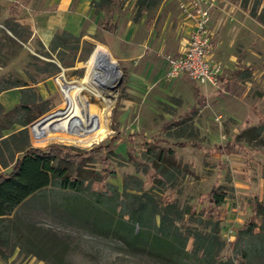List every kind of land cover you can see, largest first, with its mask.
I'll list each match as a JSON object with an SVG mask.
<instances>
[{
    "label": "rangeland",
    "instance_id": "rangeland-1",
    "mask_svg": "<svg viewBox=\"0 0 264 264\" xmlns=\"http://www.w3.org/2000/svg\"><path fill=\"white\" fill-rule=\"evenodd\" d=\"M187 1L91 0L96 28L83 32L79 40L69 39L64 48L52 53L37 38L21 44L5 27L7 22L25 17L27 8L41 16L44 0L0 6V85L26 81L34 87L26 100L36 99L22 118L28 122L24 126L7 114L11 111L8 107L21 100L20 87L0 93V176L12 171L24 150L56 146L73 157L54 164L83 180L89 191L112 185L123 193L127 180L134 183L140 179L143 190L151 191L156 201L165 198L176 203L179 213L169 218L187 236L195 231L205 236L215 233V223L201 213L208 206L204 197L218 188L228 197L218 210L220 239L225 246L217 252V258L238 262L231 243L243 225L258 217L253 208L256 202L264 211V0H217L210 10L217 56L224 62L230 57L237 60L228 71L229 78L216 88L199 86L186 76L170 79L162 60L164 53L177 49L193 23L184 6ZM42 18L38 17L37 23L41 24ZM24 45L42 57H54L74 83L87 80L86 65L96 62L105 51L118 63L123 79L113 89L118 96L108 117L110 132L101 142L83 146L46 141L47 129L79 117L67 110L57 113L67 107L56 81L61 69L57 74L41 71L46 65L36 62ZM95 98L92 95L91 99ZM45 109L48 111L43 113ZM185 113H189L185 123L166 127ZM130 134L147 139L130 140ZM117 136L111 150L104 147ZM155 136L161 140H151ZM5 139L8 141L3 142ZM54 191L47 190L48 203L29 200L17 213L0 220L1 226H11L9 242L0 249V264L55 263L42 261L16 246L12 230L19 218L62 239L65 252L56 264H159L134 255L122 240L90 234L56 212ZM263 216L257 218L259 226L264 224ZM156 220L160 222L158 216ZM191 244L192 239L188 250Z\"/></svg>",
    "mask_w": 264,
    "mask_h": 264
},
{
    "label": "trees",
    "instance_id": "trees-1",
    "mask_svg": "<svg viewBox=\"0 0 264 264\" xmlns=\"http://www.w3.org/2000/svg\"><path fill=\"white\" fill-rule=\"evenodd\" d=\"M261 19L264 21V6ZM5 27L11 37L21 44L26 43L31 37L30 28L14 20L7 22ZM71 38L79 40L67 32L58 33L51 50L64 48V43ZM33 59L46 65V69L41 71L57 74L60 70L56 64L41 61L35 56ZM27 86L29 84L26 81H17L10 86L0 85V93L7 89ZM30 91L32 88L23 89L21 103L14 111L7 113L24 126L28 122L22 118L27 113L30 103L36 102V99L26 100ZM46 111L48 109H45L43 113ZM188 114L168 123L166 127L185 123L189 118ZM135 137L147 139L143 135H129L130 140ZM118 138L119 136L104 147L111 150V146ZM151 140L160 141L161 139L155 136ZM7 141L5 139L3 142ZM174 146L187 145L175 143ZM219 148L222 149V147ZM72 157L70 152L56 146H50L46 150L35 147L24 150L15 162L12 171L0 176V220L5 216L13 215L21 205L29 200L37 199L48 203L47 190L52 188L56 190L53 201L56 212L66 216L69 221L78 223L90 234L111 236L122 240L134 255L151 258L159 264H264V224L259 226L257 221L264 211H261L262 205L258 202L253 205L258 217L243 225L235 241L231 243L233 254L239 258L238 262L232 258L221 260L217 258V252L225 246V242L220 239L221 216L218 210L228 197L225 191L214 187L204 197L208 206L201 215L215 223V233L205 236L195 231L187 236L169 218L170 214L179 213L176 203L165 198L156 201L151 191L143 190V183L140 179H135L134 183H129L127 180L123 193L112 185L102 191H89L84 186L83 180L72 177L66 169L54 164L56 160L70 161ZM3 165L8 164L4 161ZM156 216L160 218L159 223H157ZM10 227V225L1 226L0 224V249L9 242ZM12 231L17 240L16 246H21L29 255L36 256L42 261L52 260L56 264L65 252V243L59 236L36 224H26L22 218L16 221ZM190 239H192V248L188 250L187 245Z\"/></svg>",
    "mask_w": 264,
    "mask_h": 264
},
{
    "label": "bare ground",
    "instance_id": "bare-ground-1",
    "mask_svg": "<svg viewBox=\"0 0 264 264\" xmlns=\"http://www.w3.org/2000/svg\"><path fill=\"white\" fill-rule=\"evenodd\" d=\"M105 52L110 55L108 51ZM99 59L86 65L89 74L85 81L74 83L65 75L57 76L56 81L63 92L68 113L79 118L60 127L47 129L45 132L47 142L68 141L89 146L101 142L109 135L108 117L115 106L118 91H114L116 77L110 70L100 66ZM92 95L96 97L93 100Z\"/></svg>",
    "mask_w": 264,
    "mask_h": 264
},
{
    "label": "crops",
    "instance_id": "crops-1",
    "mask_svg": "<svg viewBox=\"0 0 264 264\" xmlns=\"http://www.w3.org/2000/svg\"><path fill=\"white\" fill-rule=\"evenodd\" d=\"M11 3L20 4V3H22V0H0V6H3L5 8L8 7ZM42 7H43L44 12L42 13L41 16L35 15L32 8H27L28 9L27 15L25 17H22L21 20L14 19V21L20 23L22 26H25L27 28L29 27L31 34H32L30 36H32V37H30L28 40L31 41L32 39L37 38L39 40V42L41 43V45L45 48V50L48 51V53L53 52L51 50V46H52V43H53L56 35L59 32L60 33L67 32L70 35H73L77 38H80V36L82 35L83 32H92L96 28V24H95V20H94L95 18L93 17L94 16V10H93V5L91 3V0H44ZM38 17H41V18L43 17L42 18L43 22L41 24L37 23V21H36ZM192 25H193V23L191 24L190 29L188 30L189 32L185 33L184 37H182V39L179 41L177 49L175 51H173L172 53H164V54L178 55L184 51V49L186 47V45H185L186 39L189 36V33L191 32ZM85 38H82V41ZM216 40H217V35L215 36V40H214V44H215V56H214V58L220 60L223 63L224 61L217 56ZM81 44H82V42H81ZM27 47H29V46H27ZM80 48H81V45L79 47L78 55L81 51ZM28 49L31 50L30 48H28ZM57 49H59V48H57ZM31 51L34 52V50H31ZM36 57H38V56H36ZM43 57L39 55L38 58L41 59ZM46 59L54 60V57L53 58H46ZM41 60L49 62L48 60H45V59H41ZM236 61H237L236 59H233L230 57L229 61H225L223 63L225 66V69L223 72L224 74L221 77V81L222 80L226 81L227 80L226 78L227 77L229 78L228 71L231 68H234V66H236V63H237ZM163 62L166 65L164 60H163ZM55 63H56V61H55ZM56 65L58 66L57 63H56ZM64 73H65V69H64ZM181 77H185V76H181ZM196 84H198V83H196ZM198 85L204 86L202 84L201 85L198 84ZM206 87H210V86H206ZM30 88H34V87L33 86L20 87L19 94H21L23 97V94H22L23 89H30ZM196 95L198 97V100H199V98H202L201 97L202 95H201V92L199 89L196 90ZM22 97H21V99H22ZM20 103H21V100L17 101L16 104L14 105V107L9 106L8 108H10L11 111H14L16 109V106L19 105ZM5 105H8V104H5ZM10 105H12V103H10ZM185 114H188V113H185ZM185 114H183V115H185ZM24 264H38V263L37 262L34 263L33 261H29V262H26Z\"/></svg>",
    "mask_w": 264,
    "mask_h": 264
},
{
    "label": "built area",
    "instance_id": "built-area-1",
    "mask_svg": "<svg viewBox=\"0 0 264 264\" xmlns=\"http://www.w3.org/2000/svg\"><path fill=\"white\" fill-rule=\"evenodd\" d=\"M216 2L217 0H189L184 5L193 25L184 51L178 55L162 56L170 79L186 76L200 85L214 88L219 86L225 66L214 58L216 30L212 28L210 10Z\"/></svg>",
    "mask_w": 264,
    "mask_h": 264
},
{
    "label": "water",
    "instance_id": "water-1",
    "mask_svg": "<svg viewBox=\"0 0 264 264\" xmlns=\"http://www.w3.org/2000/svg\"><path fill=\"white\" fill-rule=\"evenodd\" d=\"M8 33L11 36L10 32H8ZM24 47L27 48V49L29 48L26 45H24ZM33 54L35 56H38L39 57V55H37L35 52H33ZM41 59H45V60H48L49 62H52V63L56 64L55 61L52 60V59H46L45 57H43ZM99 62H100V66L102 68H104L105 70H110V72L113 74V76L116 77V81H115L116 82V85L114 87L115 90H116L118 88V86L120 85V83L122 82V79H123V76H122L121 71L119 69L118 63L117 62H114L113 59H112V57L110 55H108L107 52H103L101 54V57L99 59ZM58 66L61 69V72L58 75H60V74L64 75V68L60 64H58ZM65 110H67V108L66 109H60L59 111H57V113L62 112V111H65ZM50 115L51 114H49L47 116H50ZM47 116H45V117H47ZM45 117L43 119H45ZM93 118H96V117H93Z\"/></svg>",
    "mask_w": 264,
    "mask_h": 264
}]
</instances>
